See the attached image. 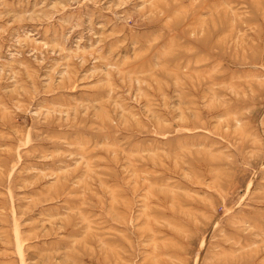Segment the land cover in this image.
Segmentation results:
<instances>
[{"label": "rangeland", "instance_id": "374dc122", "mask_svg": "<svg viewBox=\"0 0 264 264\" xmlns=\"http://www.w3.org/2000/svg\"><path fill=\"white\" fill-rule=\"evenodd\" d=\"M0 264H264V0H0Z\"/></svg>", "mask_w": 264, "mask_h": 264}, {"label": "bare ground", "instance_id": "6f19581e", "mask_svg": "<svg viewBox=\"0 0 264 264\" xmlns=\"http://www.w3.org/2000/svg\"><path fill=\"white\" fill-rule=\"evenodd\" d=\"M195 28V27H194ZM202 60V59H201ZM197 61V60H196ZM153 62V61H152ZM160 62H162L161 60H160ZM157 64H159V63H157ZM147 66H148V64H147ZM155 66V65H154ZM168 72V71H167Z\"/></svg>", "mask_w": 264, "mask_h": 264}]
</instances>
